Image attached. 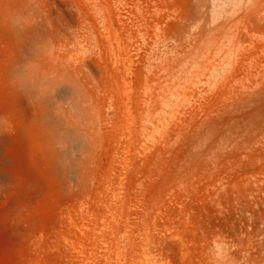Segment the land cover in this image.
Segmentation results:
<instances>
[{
  "label": "bare ground",
  "instance_id": "1",
  "mask_svg": "<svg viewBox=\"0 0 264 264\" xmlns=\"http://www.w3.org/2000/svg\"><path fill=\"white\" fill-rule=\"evenodd\" d=\"M196 176L264 189V0H0V256L40 213L70 261L161 264Z\"/></svg>",
  "mask_w": 264,
  "mask_h": 264
},
{
  "label": "rangeland",
  "instance_id": "2",
  "mask_svg": "<svg viewBox=\"0 0 264 264\" xmlns=\"http://www.w3.org/2000/svg\"><path fill=\"white\" fill-rule=\"evenodd\" d=\"M196 99L191 92L184 96L181 90L176 96L168 95L164 105L165 126H171L175 120L170 114L174 104ZM247 187L244 180L234 177L215 181L196 176L189 188H179L166 195L160 227L154 232L155 257L161 264H231L226 253L231 240L252 233L257 242H262L264 189L256 190L252 184L254 191L242 194L241 190ZM32 226L14 229L19 235L27 234L33 239L27 240V245H22L15 256H0V264H30L35 258H43L47 264H83L81 260L67 258V246L53 243L54 230L42 214H36ZM34 246L40 247V252ZM132 250L139 261L140 247L133 246ZM229 250L233 253L232 264H264V247L246 245ZM100 263L107 262H94Z\"/></svg>",
  "mask_w": 264,
  "mask_h": 264
}]
</instances>
